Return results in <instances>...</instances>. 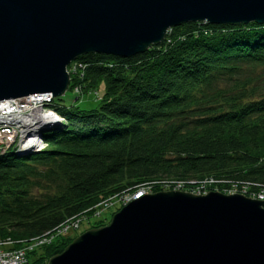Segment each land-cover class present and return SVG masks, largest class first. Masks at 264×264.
<instances>
[{"label": "trees", "instance_id": "1", "mask_svg": "<svg viewBox=\"0 0 264 264\" xmlns=\"http://www.w3.org/2000/svg\"><path fill=\"white\" fill-rule=\"evenodd\" d=\"M76 61L84 65L75 79L80 98L100 89L97 106L56 99L66 124L43 135V150L0 157V239L11 249L143 184L159 192L210 180L221 194H261L264 25L188 23L130 59L89 54ZM66 240L37 249L43 257L29 252L30 263L59 254Z\"/></svg>", "mask_w": 264, "mask_h": 264}, {"label": "water", "instance_id": "2", "mask_svg": "<svg viewBox=\"0 0 264 264\" xmlns=\"http://www.w3.org/2000/svg\"><path fill=\"white\" fill-rule=\"evenodd\" d=\"M188 23L264 25V0H0V101L59 99L78 58L130 59ZM47 264H264V201L142 195Z\"/></svg>", "mask_w": 264, "mask_h": 264}, {"label": "built area", "instance_id": "3", "mask_svg": "<svg viewBox=\"0 0 264 264\" xmlns=\"http://www.w3.org/2000/svg\"><path fill=\"white\" fill-rule=\"evenodd\" d=\"M80 66L77 61L70 63L67 67V73H77L78 75L82 71ZM73 91L76 94L80 93L78 86L74 87ZM55 106V99L50 94L31 95L22 99L0 101V157L6 155L17 156L25 150L29 151L30 154L42 151L44 148L43 135L45 128L48 130V128L66 122L62 117V119L58 118L59 115L55 110ZM36 134L39 137L37 139L38 142L32 145L28 144L29 137ZM191 184L194 185L195 183ZM212 185L213 182L210 180L195 184V186H200L202 191L197 189L192 191V193L197 196H203L206 194V190L210 189ZM181 188V184H175L173 189L181 190ZM144 194H146L144 191L136 192L132 198H129V201ZM256 197V200L264 199L263 194H257ZM99 205H102V203ZM99 205L97 206L98 208ZM84 217L85 214L65 221L52 233L36 239L30 244H25L21 249L13 250L9 248L4 252H0V264H31L27 257L29 252L49 245L56 238L64 237L66 232L79 228Z\"/></svg>", "mask_w": 264, "mask_h": 264}, {"label": "rangeland", "instance_id": "4", "mask_svg": "<svg viewBox=\"0 0 264 264\" xmlns=\"http://www.w3.org/2000/svg\"><path fill=\"white\" fill-rule=\"evenodd\" d=\"M71 78H72V81H71ZM75 79L77 80V73H74V74L71 73L70 83L72 84V86L74 84V86L72 87V90L74 89V87H77V85H75ZM72 90H70V91L67 90L61 98L57 99V100H59L58 103L66 105V106L73 105L78 100L76 97V95H78V93L76 94ZM101 94L102 93L100 92V89H99L94 94H89V95L83 96L82 98L79 99L78 105L80 107L82 106L83 108L88 109V110L93 109L98 104V102L95 101V98L99 97ZM91 95H93L94 98ZM8 159L9 160H17L15 157H8ZM189 185H192V184H189ZM197 189L198 190L200 189V191H202L200 186H191V187L184 188V190L183 189L177 190V189H173V188L170 190H166V189H163V190H164V192L165 191L187 192V193L194 195L192 193V191L197 190ZM258 190H259V188H254V190L252 189V191L250 190L251 191L250 192L247 190V188H244L242 190L231 189L230 193H227L224 195H241V196H244V194H245L244 197L249 198V199H253L250 195H252L254 193H258ZM140 191L146 192V194H144V195H150V194L157 193V192H152L151 186L148 184H143L140 188ZM159 192H161V191H159ZM211 192H213V193L215 192V191H213V188L206 190V194L211 193ZM249 192L252 194H250ZM259 192L261 194H263V197H264V189H262ZM135 194H133V195L125 194L124 196L111 197V198L107 199L106 201H104L102 203V205H99V208L97 207L98 205L95 206L94 208H92V211L85 215L84 220L79 227L80 229L77 228L75 230H70L64 234V237L67 238V240L64 242H67V243L63 247L62 251L64 250L65 247H67L72 242V240H74L79 235H81V234H83L89 230L97 229V228H100V227L107 225L109 223V221L111 220L112 216L115 215L116 213H118V211L123 206L128 204L130 202L129 198H132ZM256 199H257V197L254 200H256ZM260 200L263 201L264 199H259L258 201H260ZM58 238H61V237H58ZM58 238H56V239H58ZM69 239H71V240H69ZM68 240H69V242H68ZM12 246H13V244L8 239H0V252H4L5 250H8L9 248H12ZM36 253H38V257H43V255L41 256V254H43V252L41 250H37ZM50 258L46 257L43 260H41L40 263H37V264H47V262ZM33 260H34L33 256L30 257V262H32Z\"/></svg>", "mask_w": 264, "mask_h": 264}, {"label": "bare ground", "instance_id": "5", "mask_svg": "<svg viewBox=\"0 0 264 264\" xmlns=\"http://www.w3.org/2000/svg\"><path fill=\"white\" fill-rule=\"evenodd\" d=\"M77 62H78V61H77ZM78 63L81 65V66H80V69L83 70V69H84V65H82L81 62H78ZM67 67H68V66H67ZM66 72H67V68H66ZM67 74H68V73H67ZM69 75L71 76L70 73L68 74V76H69ZM70 76H69V77H70ZM68 87H69V85H68ZM67 90H68V89H67ZM76 97H77V99L80 98V93H78V95H76ZM55 100H56V99H55ZM51 118H52V117H51ZM58 118H59V119H62L61 116H58ZM58 118H57V119H58ZM64 124H66V122H65ZM59 125H60V124H59ZM56 126H58V124L55 125V126H53V127H51V128H54V127H56ZM51 128H48V130H47V128H45V130H44V131H45L44 134L47 133ZM37 135H38V134H36V135H34V136H33V135L30 136V137H29L28 144L32 145V144H34V143H37V142H38L37 139H39V137H37ZM28 144H27V145H28ZM21 145H23V144H21ZM27 145H25V146H26V147L30 146V145H28V146H27ZM22 153H28V154L24 155L23 157H25V156H27V155L30 154L29 151H27V150H25V151L22 152ZM22 153H20V154H22ZM14 157H15V156H14Z\"/></svg>", "mask_w": 264, "mask_h": 264}, {"label": "clouds", "instance_id": "6", "mask_svg": "<svg viewBox=\"0 0 264 264\" xmlns=\"http://www.w3.org/2000/svg\"><path fill=\"white\" fill-rule=\"evenodd\" d=\"M142 196V195H141Z\"/></svg>", "mask_w": 264, "mask_h": 264}]
</instances>
